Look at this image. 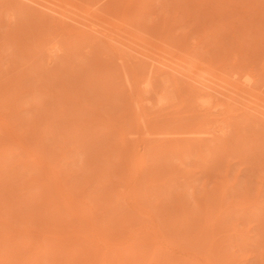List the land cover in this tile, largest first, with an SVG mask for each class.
<instances>
[{"label": "rangeland", "instance_id": "374dc122", "mask_svg": "<svg viewBox=\"0 0 264 264\" xmlns=\"http://www.w3.org/2000/svg\"><path fill=\"white\" fill-rule=\"evenodd\" d=\"M42 2L102 31L0 0L1 264H264V116L242 112L264 105V0ZM144 51L194 84L221 81L237 105L219 116L216 91L188 95L170 69L146 70V93ZM209 104L220 122L202 117Z\"/></svg>", "mask_w": 264, "mask_h": 264}, {"label": "bare ground", "instance_id": "6f19581e", "mask_svg": "<svg viewBox=\"0 0 264 264\" xmlns=\"http://www.w3.org/2000/svg\"><path fill=\"white\" fill-rule=\"evenodd\" d=\"M15 1H16V0H15ZM18 1H20V3L23 4V5H27L29 2L32 3V4H30V5L28 4V6H26V7H32L33 5H36V6H34V7H36V8H35V11L39 10V11H37V12H38V13L40 12L41 14H42V12H44L43 14H44L45 17L49 18V16H50L51 19L54 20V21L56 20V21L58 22L59 25H61V26L64 25V26L61 27V28H67L68 25L66 24L67 22H65V21H67V20L64 21V19H65L64 17H65V16L68 17V16L70 15L71 11H70V13H68V14H69V15H68V14H66L67 12L64 13V12H62V10L60 11V9L57 8V7H58L57 5H55V6L53 5V6H51L50 4H48L49 2H47V3L45 4L44 2H42L43 0H23V2H22V0H18ZM46 1H47V0H46ZM48 1H49V0H48ZM24 3H25V4H24ZM55 4H56V3H55ZM58 4H59V3H58ZM56 6H57V7H56ZM34 7H32V8H34ZM59 7H60V6H59ZM37 8H38V9H37ZM25 9H26V8H25ZM36 9H37V10H36ZM58 9H59V10H58ZM61 9H62V8H61ZM66 9L68 10V8H66ZM32 11H33V10H32ZM59 11H60V12H59ZM45 12L48 14V16H46L47 14H46ZM61 12H62V13H61ZM34 13H35V12H34ZM40 13H39V14H40ZM65 14H66V15H65ZM73 14H74V13H73ZM84 14H85V12H84ZM91 14H92V12H91ZM87 15H88V14H87ZM97 15H98V14H97ZM59 16H60V17H59ZM72 16H73V15H72ZM72 16H69V17L66 18V19H70V20H71V19L74 17V16H73V17H72ZM84 16H85V15H84ZM93 16H94V15H93ZM56 17H58V18H56ZM62 17H63V18H62ZM70 17H71V18H70ZM81 18H83V16H82ZM86 18H87V17H86ZM57 19H58L59 21H58ZM73 19H74V22L76 23V19H75V18H73ZM73 19H72V21H73ZM89 19H90V18H89ZM43 20H44V19H43ZM52 20H51V21H52ZM70 20H68V22H70ZM90 20H91V19H90ZM54 21H52V22L54 23ZM92 21H94V20H92ZM98 21H99V18H98ZM57 22H56V23H57ZM64 22H65V23H64ZM78 22L81 23L84 27L82 28L81 26L77 25V23H76V24H74V23L71 24L72 22H70L69 25H70V24H71V25H77V26H76L77 28H76L75 26H74V27L71 26V28L73 27V28L79 29V30H77V31L79 32V34L81 33L82 36H85V34H86L87 32H89L88 30L91 31L92 29H95V32H96V30H97V31H102V29L99 30V28H98L97 26H96V27H97L98 29H97L95 26H91L90 24H92V22H91V23H89V22H81V21H78ZM88 23H89V24H88ZM58 24H57V25H58ZM93 24H94V23H93ZM93 24H92V25H93ZM52 25H53V24H52ZM97 25H98V23H97ZM78 26H79L80 28H78ZM99 26H100V25H99ZM87 29H88V30H87ZM106 30H107V29H106ZM67 31H68V30H67ZM71 31H72V29H70V32H71ZM92 31H93V30H92ZM60 32H61V31H60ZM93 32H94V31H93ZM108 32H110V31H108ZM108 32L106 33V31H105L104 33H105V34H108ZM89 33H90V32H89ZM79 34L77 33V35H79ZM81 34H80V36H81ZM83 34H84V35H83ZM95 34H96V33H95ZM99 34H101V32H99ZM110 34H111V33H110ZM115 34H116V33H115ZM111 35H112V34H111ZM116 35H118V33H117ZM121 35H122V34H121ZM87 36H89V38H90V37L92 36V34H91V35H87ZM87 36H86V37H87ZM97 36H100V35H98V32H97ZM101 36H103V35H101ZM101 36H100V38L104 39V37H101ZM104 36H106V35H104ZM107 36H108V35H107ZM113 36H114V35H113ZM113 36H110V35H109L108 38H109V37H110V38H113ZM124 37H126V36H124ZM95 38H96V37H95ZM100 38H99V40H100ZM91 39H93V36L91 37ZM102 39H101V41H102ZM113 39H115V36H114ZM118 39H119V38H118ZM118 39L116 38L114 41H116L117 43H119V42L122 43V40H121V41H117ZM94 40H95V39H94ZM96 40H97V38H96ZM105 40H107V39H105ZM105 40H104V42H106ZM92 41H93V40H92ZM112 41H113V40H112ZM96 42H99V41H96ZM96 42H95V43H96ZM107 42H108V41H107ZM135 42H136V41H135ZM108 43H111V40H109ZM120 43H119V44H120ZM132 43H133V41H132ZM122 44L125 45L126 43H122ZM134 44H135V43H134ZM110 45H111V44H109V46H110ZM117 45H118V44H116V47H117ZM131 45H132V44H131ZM135 45H136V44H135ZM135 45H134L133 47H135ZM55 46H57V45H55ZM106 46H107V45H106ZM109 46H108V47H109ZM111 46H112V45H111ZM120 46H121V45H120ZM120 46L117 47L118 50H117V53H115L116 55H117L118 53H120L121 51H124V50H125V48H123V47H122L121 50H120ZM53 47H54V46H52L50 49H52ZM113 47L116 49V47H115L114 45H113ZM113 47H112V48H113ZM124 47H126V46H124ZM127 47H128V46H127ZM129 47H132V46H129ZM133 47H132V48H133ZM136 47H137V46H136ZM106 48H107V47H106ZM109 48H110V47H109ZM142 48H143V47H142ZM53 49H54V50H50V53H51V51H52V52L55 51L56 48L54 47ZM59 49H60V48H59ZM107 49H108V48H107ZM115 49H114V50H115ZM122 49H124V50H122ZM128 49H130V48H128ZM128 49H126V51H124V53L122 52V53H120L119 55H120V56L123 55V57L126 56V54H128L129 56L133 55V56H131V58L134 57V54H136V56H138L137 53H134V52H135V49H134V52L131 51L132 54H131L130 52H127ZM108 50H109V49H108ZM112 50H113V49H112ZM112 50L110 49V52H111ZM114 50L112 51L113 54H114ZM131 50H132V49H131ZM137 50H138V49H137ZM139 50H141V48H140ZM142 50H143V49H142ZM146 50H147V49H146ZM57 51H58V50H56V53H57ZM118 51H119V52H118ZM115 52H116V50H115ZM138 52H140V51H138ZM56 53L53 52V53H52V56H55ZM125 53H126V54H125ZM133 53H134V54H133ZM53 54H55V55H53ZM111 54H112V53H111ZM139 54H143L144 56H146L147 58H149L148 61H147V58H146V61H147V62L145 63V65L148 67V69H147V68L145 69V68L143 67L144 65L141 66V67H143L142 69H145L144 71L142 70V73H143V72H146V73H145V77H146L147 80H148V78L152 77V76H150L151 74H155V78H156V79H157V77L160 78L161 76H162V79H163V77L165 78V73H166L165 71L168 72V69H170L169 72L172 71L171 74H172V73L175 74V72H173V71L180 72L179 74H181V75L178 74V75H179L178 78H179L180 80H181V79H183V80L186 79V80H184V81L182 80L183 82H181V81H179L178 78L176 79V76L172 75L173 77H175V78H173V79H174L175 81L177 80V83H178V82H180V83H184L185 81L188 80V78H186L187 75L185 76V74L187 73V72H185V71L188 70V69H190L189 66H188V67H187V66H186V67L183 66V67H185V68H184V72H183V68H179V66H181V65H179V63H178L179 61H178V62H176V63H177V67H176L174 64H173L174 66L171 64V67H170V68H168V69H165V68H164V70H163V69H162V66H161L160 64H162V63H163V64H166V63H164L162 60H161L162 63L158 64V63L160 62V61L158 60V58H154L153 56H151V55L148 54L147 52L144 51V52H141V53H139ZM168 55H169V54H168ZM117 56H118V55H117ZM129 56H128V57H129ZM136 56H135V57H136ZM141 56H142V55H141ZM144 56H143V57H144ZM169 56H170V55H169ZM118 57H119V56H118ZM123 57H122V58H123ZM126 57H127V56H126ZM143 57H141V60L139 59V60H140L139 63H141L142 60H145V58H143ZM122 58H121V59H122ZM124 58H125V57H124ZM131 58H130V59H131ZM138 58H139V57H138ZM142 58H143V59H142ZM119 59H120V58H119ZM126 59H127V58H126ZM126 59H124V60H126ZM135 59H136V58H134V61H135V63H136V60H135ZM160 59H161V58H160ZM162 59L164 60V57H163ZM122 60H123V59H122ZM122 60H121L120 64L122 63ZM124 60H123V63H122L123 65H124V63H125V65H126V64H127V65L130 64L129 66H131V64L133 63L132 61L129 62L128 60H126V61L129 62V63H127V62H125ZM157 60H158L159 62H158ZM262 60H264V59H262ZM51 61H52V60H51ZM51 61H50V62H51ZM144 62H145V61H143L142 64H144ZM156 62H158V63H157L158 66H157V64H155ZM166 62H167V61H166ZM180 63H182V62H180ZM260 63H261V62H260ZM163 64H162V65H163ZM168 64H169V63H168ZM182 64H183V63H182ZM184 64H185V63H184ZM125 65H124V66H125ZM178 65H179V66H178ZM260 65H264V64L261 63ZM120 66H122V65H120ZM159 66H160L161 68H159ZM163 66H164V65H163ZM126 67H127V66H126ZM181 67H182V66H181ZM261 67H262V66H261ZM119 68H120V67H119ZM123 68H124V67H122V69H123ZM127 69H129V68H127ZM171 69H173V70H171ZM129 70H130V69H129ZM129 70H128V71H129ZM146 70L150 71L151 74H150V75H146V74L148 73ZM123 71H126V70H123ZM128 71H127V72H128ZM189 71H190V70H188V73H187V74H189ZM136 72H137V71H136ZM169 72H168V73H169ZM181 72H183V73H181ZM123 73H124V72H123ZM125 73H126V72H125ZM142 73H141V74H142ZM168 73H166V77L168 76V75H167ZM191 73H192V71L190 72V75L188 76V77H190L189 79H191V80H188V81H190V83H188V84H189V85H188L189 87L186 85L187 83L185 82L184 84L187 86V88H186V86L183 87L184 84H182V90H183V91L185 90L184 88L189 89V90H186V91H185L187 94H188V93H189V94L191 93L190 95L194 94V96L197 94V97H198L199 95L201 96L200 92H205V93H206L207 89H212L213 91H216V94L213 93L212 91H211L210 93H207L209 96H211V93H213L212 95H216V96H215L216 100H215V98H213L214 101H213V103H212L211 105L215 104V102H216V103L219 102L217 105H219L218 107H220V108H222L221 105H225V107H228V108H229V107H232L231 104L233 105V102H234V100H235V99H234L235 97L233 96V98H232V96H231V99L229 98L230 100L233 99V102L229 101L230 106H229V103L225 102V100H224V101L222 100V99L224 98V95H225L224 92H223V89H218V88H217L218 84H219L221 81H220L219 83H217V82H216V83H214V82L212 83V78H210L211 83H208V82L203 81V80H201V79L199 78V80H198V82H197V81H196V80L198 79V78H197L195 81H196L198 84H194V83L192 82V81H193L192 79H194L193 77H195V76L193 75V73H192V75H191ZM138 74H139V73H138ZM141 74H139V75L141 76ZM148 74H149V73H148ZM169 74H170V73H169ZM182 74L185 76V78H184V77H183V78H180V76H183ZM200 74H201V73H200ZM124 75H125V74H124ZM128 75H129V77L131 76L130 74L127 73V77H128ZM206 75H207V74H206ZM136 76H138V75L136 74L135 77H133V78L136 79ZM142 76H144V74H143ZM142 76H141V77H142ZM148 76H149V77H148ZM153 76H154V75H153ZM159 76H160V77H159ZM191 76H193V77H191ZM131 77H132V76H131ZM138 77H139V76H138ZM196 77H197V76H196ZM196 77H195V78H196ZM199 77H201V76H199ZM210 77H211V76H210ZM143 78H144V77H143ZM168 78H169V77H168ZM207 78H208V77H207ZM207 78H206V79H207ZM131 79H132V78H131ZM146 79H145V80H146ZM156 79H154V77H153V80L150 78L149 80H150L151 83L149 82V80H148V82H147V80H146V82H145L146 87H144L145 89H143V91H145L146 93H148L149 91H150V92L155 91L156 87H155V84H154V83H155V82H158V81H156ZM160 79H161V78H160ZM129 80H130V78L128 79V81H129ZM133 80H134V79H133ZM133 80H132V81H133ZM154 80H155V81H154ZM157 80H159V79H157ZM208 80H209V79H208ZM208 80H207V81H208ZM159 81H160V80H159ZM175 81H174V84H175ZM210 81H209V82H210ZM215 81H216V80H215ZM129 82H130V81H129ZM191 82H192V83H191ZM240 82L242 83V81H240ZM243 82H244V81H243ZM168 83H170V82H168ZM172 83H173V81H172ZM133 84H134V85H133L134 88H133L132 84H130V85H131V87L135 90V94H136L135 96L138 97V96H140V91H141V90L139 89L138 81H135V80H134ZM149 84H150V86H148ZM151 84H153L154 86L151 87ZM161 84H162V83H161ZM178 84H179V83H178ZM212 84H216V85H215L216 87H214ZM225 84H227V83H225ZM231 84H232V83H231ZM243 84H244V85H243ZM243 84L240 85V86H239V85H235V86H236V87H239L238 90L241 89L240 91H242V89H243L245 92H247V91H246V88H249V87L247 86V85L249 84V82L246 83V84H245V83H243ZM158 85H159V83H158ZM158 85H157V86H158ZM170 85H171V84H170ZM180 85H181V84H179V85L176 84V86H178L177 88H180V87H181ZM219 85H220V84H219ZM228 85H229V84H228ZM174 86H175V85H174ZM161 87H163V85H162ZM221 87H223V86H221ZM230 87H231V86H230ZM232 87H233V86H232ZM241 87H242V88H241ZM152 88H153V89H152ZM154 88H155V89H154ZM173 88H175V87H173ZM224 88H226V87H224ZM228 88H229V87H228ZM228 88H227V89H228ZM233 88H234V87H233ZM151 89H152L153 91H151ZM174 90H175V89H174ZM180 90H181V89H180ZM190 90H191V92H189ZM229 90H230V88H229ZM247 90H250V88L247 89ZM132 91H133V90H132ZM193 91H194L195 93H192ZM209 91H210V90H209ZM217 91L219 92V95H220V93H223V94H224V95L221 94V95H223V96H222L223 98L221 97L222 99L219 98V96L217 97V94H218ZM225 91H226V90H225ZM133 92H134V91H133ZM136 92H138L139 95H137ZM181 92H182V91H181ZM198 92H199V94H198ZM237 92H238V91H237ZM230 93H231V92H230ZM250 93H251V92H250ZM151 94H152V93H151ZM153 94H154V92H153ZM189 94H188V95H189ZM207 94H206V95L203 94L201 97L199 96L198 98L201 99L202 97L205 96L206 101H207L209 98H211L210 100L207 101V102L210 103V102L213 100L212 97H214V96L209 97ZM232 94H233V93H232ZM242 94H243V91H242ZM184 95H185V94H184ZM228 95H229V93H228ZM230 95H231V94H230ZM176 96H178V95H176ZM252 96H253V94H252ZM144 97H147V95H145ZM226 97H227V96H226ZM247 97H248V96H247ZM7 98H8V97H7ZM148 98H151V96L148 97ZM179 98H180V97H179ZM191 98H192V96H191ZM195 98H196V96H195ZM254 98H255V97H254ZM142 99H143V98H142ZM145 99H146V98H144V100H143L142 102H144V101H149V99H147V100H145ZM193 99H194V98H193ZM203 99H204V98H202L201 101H203ZM220 99H221V101H220ZM237 99H238V97H237ZM251 99H252V98H251ZM133 100H134V98H133ZM204 100H205V99H204ZM217 100H219V101H217ZM244 100H245V99H244ZM244 100H243V101H244ZM151 101L153 102V99H152V98H151ZM151 101H150V102H151ZM156 101L159 102V99L156 100ZM179 101H180V99H179ZM237 101H238V100H237ZM237 101H235V102H237ZM243 101H242V106L245 105V106H244L245 109L243 110V107H242V110H243L242 112H245V111L247 112V110L250 109L251 111H252V110L255 111V112H254L255 114H256V112H257V116H259V115L264 116V105H261V104H259V103H257V102H254L255 104H253L252 101H250V103L252 102V104H250L249 102H247V100H246V102H243ZM248 101H249V100H248ZM139 102H140V101H139ZM222 102H223V103L225 102L226 104H223ZM238 102H239V101H238ZM135 103H136V102H135ZM145 103H146V102H145ZM145 103H142V104H144L143 106H145V107L147 108V106H146ZM167 103H168V102H167ZM167 103H166V104H167ZM169 103H172V102H169ZM204 103H205V102H204ZM220 103H222V104H220ZM243 103H246V104H243ZM247 103H249V104H247ZM260 103H261V102H260ZM142 104L140 103V106H142ZM148 104H149V103H148ZM186 104H187V103H186ZM186 104H185V105H186ZM201 104H202V103H201ZM238 104H241V103H238ZM262 104H264V103H262ZM138 105H139V104H138ZM164 105H165V104H164ZM169 105H170V104H169ZM176 105H177V104H176ZM183 105H184V104H183ZM187 105H189V104H187ZM203 105H204V104H203ZM207 105H208V104H207ZM207 105H206V108L204 109L205 111L201 113V114H202V117H204V119H206V120L209 119V118L211 117V118H210L211 121L214 120V123H217V122L219 121V119H218V118H219V117H218V113L215 111V109H214L213 107H212L213 109L211 108V105H210V104H209V105H210V108H211V109H210L209 107H207ZM226 105H227V106H226ZM236 105H237V104H236ZM236 105H233V106H236ZM134 106H136V105H134ZM140 106H139V107H140ZM143 106H142V107H143ZM174 106H175V105H174ZM200 106H202V105H200ZM204 106H205V105H204ZM246 106H247V108H246ZM145 107H143V108H145ZM150 107H151V105H150ZM168 107H169V106H168ZM184 107H185V106H184ZM186 107H187V106H186ZM186 107H185V109H186ZM240 107H241V105H240L239 107H237L238 109H237L236 107H235V108H236V110L241 111ZM143 108H142L141 110H144ZM146 108H145V109H146ZM202 108H203V107H202ZM228 108H227V109H228ZM235 108L233 107V109H235ZM217 109H218V108H217ZM217 109H216V110H217ZM223 109H224V108H222V110L220 109V111H219V109H218L219 113H221L219 116H221V115L223 116L222 113H226L225 110H224V112H223ZM227 109H226V110H227ZM231 109H232V108H231ZM239 109H240V110H239ZM246 109H247V110H246ZM141 110H140V111H141ZM179 110H180V109H179ZM189 110H190V109H189ZM191 110H192V109H191ZM191 110H190V111H191ZM212 110H214V111L217 113V114L215 115V116H217V117L213 116V115H214V111H212ZM165 111H166V110H165ZM186 111H187V110H186ZM238 111H237V112H238ZM251 111H250V112H251ZM168 112H169V111H168ZM172 112H173V111H172ZM194 112H195V111H194ZM196 112H197V111H196ZM248 112H249V110H248ZM248 112H247V114L249 115ZM153 113H154V112H153ZM187 113H188V112H187ZM187 113H184V114L186 115ZM254 113L252 112V115H254ZM258 113H259V114H258ZM130 114H131V111H130ZM140 114H142V112H141ZM151 114H152V113H151ZM159 114H160V113H159ZM194 114H196V113H194ZM198 114H199V113H198ZM226 114H227V113H226ZM241 114H243V113H241ZM252 115H250V116H252ZM197 116H198V115H197ZM225 116H226V115H224V118H225ZM255 116H256V115H255ZM255 116H254V117H255ZM132 117H133V116H132ZM212 117H213V118H212ZM214 117H215V118H214ZM181 118H182V117H181ZM186 118H187V117H186ZM220 118H221V119H224L223 117H220ZM255 118H256V117H255ZM255 118H254V119H255ZM257 118H258V119H257ZM257 118H256V119L259 120L260 116L257 117ZM262 119H264V118H262ZM262 119H260L259 121L261 122ZM204 121H205V120H204ZM215 121H217V122H215ZM221 121H222V120H221ZM254 121H255V120H254ZM202 122H203V119H202ZM219 122H220V121H219ZM262 122H264V121H262ZM138 125H139V124H138ZM145 125H146V124H145ZM214 125H215V124H214ZM146 126H147V125H146ZM219 126L221 127L220 123H219ZM219 126H217V127L219 128ZM147 127H148V126H147ZM213 127H214V126H213ZM222 127H223V126H222ZM9 128H10V127H9ZM215 128H216V127H215ZM218 128H216V130H217ZM219 129H221V128H219ZM219 129H218V130H219ZM223 129H224V128H223ZM221 130H222V129H221ZM145 132H146V131H145ZM149 132H150V131H149ZM214 132H215V131H214ZM219 132H220V131H219ZM223 132H224V131H223ZM146 133H147V132H146ZM212 133H213V132H212ZM213 135H214V134H213ZM213 137H214V136H213ZM217 137H218V136H217ZM16 141H17V139H16ZM14 142H15V141H14ZM114 142H115V141H114ZM112 144H113V143H112ZM4 147H5V146H4ZM25 148H26V147H25ZM30 151H31V150H30ZM31 152H32V151H31ZM28 153H29V152H28ZM28 153H27V154H28ZM1 156H2V155H1ZM29 156H30V154H29ZM38 158H39V157H38ZM38 158H37V159H38ZM24 159H25V158H24ZM30 159H31V158H30ZM33 159H35V158H33ZM25 160H27V159H25ZM31 160H32V159H31ZM37 161H38V160H37ZM37 161L34 160L33 162L38 163ZM41 161H42V159H41ZM29 162H30V161H29ZM31 162H32V161H31ZM39 162H40V159H39ZM0 173H1V172H0ZM158 173H160V172H158ZM55 176H57V175H55ZM56 178H57V177H56ZM1 181H3V180H1ZM40 182H42V181H40ZM223 183H225V182H223ZM223 183H222V184H223ZM9 184H10V183H9ZM57 184H58V183H57ZM43 186H44V185H43ZM13 187H14V186H12V188H13ZM224 187H226V186H224ZM10 191H11V190H10ZM59 191H60V190H59ZM218 191H219V190H218ZM223 191H224V190H223ZM129 192H130V191H129ZM129 192H128V193H129ZM131 192H132V191H131ZM134 192H135V191H134ZM224 192H226V191H224ZM135 193H136V192H135ZM126 194H127V193H126ZM130 194H131V193H130ZM214 195H215V194H214ZM62 196H63V194H62ZM129 197H130V195H129ZM135 197H136V196H135ZM32 198H33V197H32ZM60 198H61V197H60ZM63 198L66 200L65 197H63ZM137 198H138V197H137ZM217 198H218V197H217ZM64 199H63V200H64ZM67 200H68V199H67ZM67 200H66V202H68L69 204H71V203H70L69 201H67ZM137 200H138V199H137ZM212 200H213V199H212ZM215 200H216V198H215ZM215 200H214V201H215ZM132 201H133V200H132ZM218 201H219V200H218ZM45 202H46V201H45ZM133 202H134V201H133ZM178 202H179V201H178ZM220 203H221V202H220ZM135 204H136V203H135ZM218 204H219V202H218ZM38 205H39V204H38ZM219 205H220V204H219ZM180 206H181V205H180ZM221 206H223V204H222ZM45 207H47V206H45ZM176 207H178V204H177ZM181 207H182V206H181ZM182 208H183V207H182ZM219 208H220V207H219ZM176 209H178V208H176ZM222 209H223V208H222ZM211 210H212V209H211ZM70 211H71V210H70ZM221 211H222V210H221ZM179 212H180V210H179ZM181 212H183V211H181ZM204 212H205V211H204ZM184 214H185V213H183V215H184ZM17 215H18V214H17ZM40 216H41V215H40ZM205 217H206V216H205ZM0 220H2V219H0ZM3 222H4V221H3ZM0 223H1V222H0ZM205 224H206V223H205ZM209 224H210V223H209ZM212 224H213V223H212ZM210 225H211V224H210ZM2 226H4V223H3ZM189 226H190V225H189ZM208 226H209V225H208ZM208 226H207V227H208ZM207 227H206V229H207ZM14 228H15V227H14ZM0 229H1V228H0ZM12 229H13V228H12ZM206 229H205V230H206ZM3 231H4V230H3ZM3 231L1 230V232H3ZM11 232H12V231H11ZM201 232H202V231H201ZM201 232H200V233H201ZM177 233H179V232H177ZM200 233H199V235L202 237V235H201ZM0 234H1V233H0ZM179 234H180V233H179ZM202 234H203V233H202ZM4 236H5V235H4ZM4 236H2V237H4ZM14 236H15V235H14ZM192 236H193V235H192ZM203 236H205V235L203 234ZM146 237H147V236H146ZM184 237H185V236H184ZM6 238H8V237H6ZM182 238H183V237H182ZM190 238H191V237H190ZM193 238H194V237H193ZM193 238H191V239H193ZM0 239H1V235H0ZM9 239H10V238H9ZM9 239H8V241H10ZM184 239H185V238H184ZM202 240H204V239H202ZM3 241H4V239H2V242H3ZM18 241H19V240H18ZM65 241H66V240H65ZM147 241H148V240H147ZM205 241H206V237H205ZM205 241H204V242H205ZM4 243H5V242H3L2 245H4ZM67 243H68V242H67ZM193 243H194V242H193ZM212 243H213V242H212ZM9 244L13 245V243H10V242H9ZM72 244H74V243H72ZM130 244L133 246L132 243H130ZM15 245H16V243L14 244V246H15ZM18 245H20V244H18ZM18 245H17V246H18ZM134 245H135V244H134ZM137 245H138V244H137ZM146 245H147V244H146ZM148 245H149V244H148ZM0 246H1V245H0ZM5 246H7V245H5ZM70 246H71V244H70ZM2 247H4V246H2ZM2 247H1V248H2ZM7 247L9 248V246H7ZM15 247H16V246H15ZM63 247H64V246H63ZM63 247H62V248H63ZM136 247H137V246H136ZM13 248H14V247H13ZM136 249H137V248H136ZM0 250H3V249H0ZM60 250H61V249H60ZM60 250H59V251H60ZM71 250H72V249H71ZM4 251H5V250H4ZM139 251H140V250H139ZM139 251H138V252H139ZM2 252H3V251H2ZM71 252H72V251H71ZM133 253H134V252H133ZM135 253H136V252H135ZM13 254H14V253H13ZM27 254H28V253H27ZM56 255H58V253H57ZM222 255H223V254H222ZM129 256H130V255H129ZM135 256H136V255H135ZM141 256H142V255H141ZM0 257H3V256H0ZM30 257H31V256H30ZM101 257H102V259H103V256H101ZM137 257H138V256H137ZM137 257H136V258H137ZM221 257H222V256H221ZM42 258H43V257H42ZM223 258H224V257H223ZM35 259H36V258H35ZM37 259H38V258H37ZM37 259H36V264H37ZM2 260H3V259H2ZM24 260H25V259H24ZM44 260H46V259L44 258ZM221 260H222V259H221ZM16 261H17V260H16ZM46 261H47V260H46ZM128 261H129V257H128ZM130 261H131V260H130ZM135 261H136V260H135ZM4 262H5V260H4ZM4 262H3V263H4ZM6 262H7V261H6ZM34 262H35V261H34ZM133 262H134V259H133ZM1 263H2V262H0V264H1ZM14 263H15V262H14ZM126 263H127V262H126ZM131 263H132V262H131ZM46 264H47V263H46ZM129 264H130V263H129Z\"/></svg>", "mask_w": 264, "mask_h": 264}]
</instances>
